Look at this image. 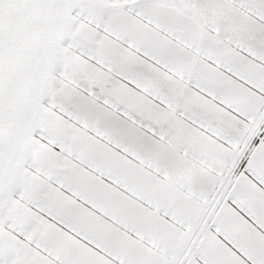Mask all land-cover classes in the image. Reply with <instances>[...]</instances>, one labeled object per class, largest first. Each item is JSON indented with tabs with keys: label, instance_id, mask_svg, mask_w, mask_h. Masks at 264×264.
<instances>
[{
	"label": "snow or ice",
	"instance_id": "snow-or-ice-1",
	"mask_svg": "<svg viewBox=\"0 0 264 264\" xmlns=\"http://www.w3.org/2000/svg\"><path fill=\"white\" fill-rule=\"evenodd\" d=\"M0 264H264V0H0Z\"/></svg>",
	"mask_w": 264,
	"mask_h": 264
}]
</instances>
